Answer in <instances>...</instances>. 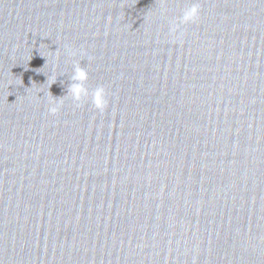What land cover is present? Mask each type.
<instances>
[{
	"label": "water",
	"instance_id": "1",
	"mask_svg": "<svg viewBox=\"0 0 264 264\" xmlns=\"http://www.w3.org/2000/svg\"><path fill=\"white\" fill-rule=\"evenodd\" d=\"M0 264H264V0H0Z\"/></svg>",
	"mask_w": 264,
	"mask_h": 264
},
{
	"label": "clouds",
	"instance_id": "2",
	"mask_svg": "<svg viewBox=\"0 0 264 264\" xmlns=\"http://www.w3.org/2000/svg\"><path fill=\"white\" fill-rule=\"evenodd\" d=\"M199 6L198 4H192L191 7L187 8L183 16L180 18V22L183 24H187L189 22H194L199 15ZM178 28V25H174L171 28L172 32H176ZM72 54V53H70ZM88 79V72L86 69L81 68L79 66L76 67L75 69V75L73 76V80H75L77 83H74L71 88V97L73 98L74 101H80L82 97H86L88 95V89L84 87V82L87 81ZM92 103L95 106V108L99 110H103L106 105H107V100L105 99V89L100 86L97 87L93 92H92ZM57 106H53L49 108V112L52 114L57 113L59 110V105L61 103L56 102Z\"/></svg>",
	"mask_w": 264,
	"mask_h": 264
}]
</instances>
